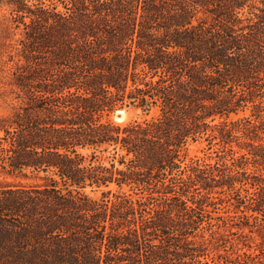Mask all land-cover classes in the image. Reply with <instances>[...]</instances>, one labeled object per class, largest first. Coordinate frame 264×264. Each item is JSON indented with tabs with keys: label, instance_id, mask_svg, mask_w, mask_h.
<instances>
[{
	"label": "trees",
	"instance_id": "1",
	"mask_svg": "<svg viewBox=\"0 0 264 264\" xmlns=\"http://www.w3.org/2000/svg\"><path fill=\"white\" fill-rule=\"evenodd\" d=\"M0 14V264L260 262L264 0Z\"/></svg>",
	"mask_w": 264,
	"mask_h": 264
},
{
	"label": "rangeland",
	"instance_id": "2",
	"mask_svg": "<svg viewBox=\"0 0 264 264\" xmlns=\"http://www.w3.org/2000/svg\"><path fill=\"white\" fill-rule=\"evenodd\" d=\"M4 15V14H0ZM120 111H124L123 115L122 113H120ZM141 118V113L139 110H134V109H124V110H118L117 112L113 113L110 116V119L118 124H124L130 121H134L136 119H140ZM205 143H194L191 144L187 150V155L186 158L190 159V158H194V157H204L205 156V151H204V147H205ZM105 156H109V154H105ZM9 182H19V181H25V180H21V179H13V178H8ZM256 234H254L253 236H248V242L250 244H254L257 240L255 238ZM258 264H264V257L260 259V262Z\"/></svg>",
	"mask_w": 264,
	"mask_h": 264
},
{
	"label": "bare ground",
	"instance_id": "3",
	"mask_svg": "<svg viewBox=\"0 0 264 264\" xmlns=\"http://www.w3.org/2000/svg\"><path fill=\"white\" fill-rule=\"evenodd\" d=\"M123 112H124V111H120V113H122V115H123Z\"/></svg>",
	"mask_w": 264,
	"mask_h": 264
}]
</instances>
